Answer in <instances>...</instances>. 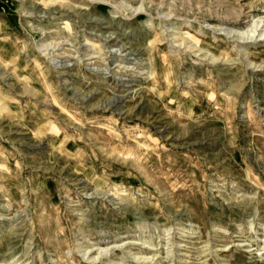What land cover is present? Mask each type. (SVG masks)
<instances>
[{
	"label": "rangeland",
	"instance_id": "rangeland-1",
	"mask_svg": "<svg viewBox=\"0 0 264 264\" xmlns=\"http://www.w3.org/2000/svg\"><path fill=\"white\" fill-rule=\"evenodd\" d=\"M0 264H264V0H0Z\"/></svg>",
	"mask_w": 264,
	"mask_h": 264
},
{
	"label": "bare ground",
	"instance_id": "bare-ground-1",
	"mask_svg": "<svg viewBox=\"0 0 264 264\" xmlns=\"http://www.w3.org/2000/svg\"><path fill=\"white\" fill-rule=\"evenodd\" d=\"M257 30V29H256ZM259 36H263V35H259ZM239 40H244V41H246V40H248V39H246V38H244V37H237ZM255 37L253 36V39H254ZM257 39V38H256ZM190 49H194V47H190ZM240 49H242V48H240ZM123 92V91H122ZM125 93V92H124ZM122 97V96H121ZM86 99H88V98H90V96H86L85 97ZM119 104V103H118ZM118 108V107H117Z\"/></svg>",
	"mask_w": 264,
	"mask_h": 264
}]
</instances>
